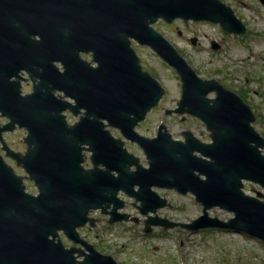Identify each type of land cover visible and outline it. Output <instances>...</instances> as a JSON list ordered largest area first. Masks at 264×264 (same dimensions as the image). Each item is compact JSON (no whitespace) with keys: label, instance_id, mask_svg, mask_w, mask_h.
<instances>
[{"label":"water","instance_id":"obj_1","mask_svg":"<svg viewBox=\"0 0 264 264\" xmlns=\"http://www.w3.org/2000/svg\"><path fill=\"white\" fill-rule=\"evenodd\" d=\"M3 6H8L5 13L12 22L17 19L23 23L21 28L12 24L10 33L28 34L25 48L39 49L44 67L42 81L33 94L10 102L0 95V111H19L11 126L19 123L29 130L26 168L40 189V195L34 197L21 187V198L15 194L13 199L0 192V211L20 209L17 218L30 231L27 241L33 263L37 250L40 264H117L113 258L97 254L77 262L73 251L62 245L59 232L82 241L77 229L88 222L93 225L88 215L97 209L110 215L111 223L128 221L130 215L119 212L124 207L120 191L141 202L143 215L157 214L168 202L152 191L155 186L193 194L203 206V215L188 224L149 217L148 225L165 229L180 226L192 232L233 230L264 242L263 195L253 197L243 191V181L264 188V155L260 150L264 138L252 125L256 117L251 107L216 80L199 77L151 26L159 19L172 23L181 18L219 23L229 32L245 34L246 27L231 8L220 0H0V20ZM30 34L40 40L31 39ZM94 34L104 37L93 38ZM130 38L151 47L176 69L183 84L176 112L200 118L212 131V144L196 139L185 144L173 139L165 126L155 139L136 131L159 104L165 89L143 71ZM82 51L94 52L99 67L82 61ZM55 61L62 62L64 72L53 66ZM54 91L74 99L75 105L57 98ZM213 92L217 97L208 98ZM67 109L75 115L83 109L86 112L76 124L69 125L62 114ZM109 127L144 149L149 169H143ZM84 150L93 154V169L82 167ZM134 165L138 170L132 172ZM9 170L0 157V188L7 183L4 171ZM215 207L234 213V217L229 221L210 217L209 210Z\"/></svg>","mask_w":264,"mask_h":264},{"label":"rangeland","instance_id":"obj_2","mask_svg":"<svg viewBox=\"0 0 264 264\" xmlns=\"http://www.w3.org/2000/svg\"><path fill=\"white\" fill-rule=\"evenodd\" d=\"M220 1L230 6L237 18L245 23L246 34L232 36L218 24L189 21L186 25L183 20L172 26L160 24L156 28L200 77L216 79L240 96L245 92L246 97H242L247 98L246 102L256 115L253 126L264 137V3L263 0ZM178 31L183 35L179 36ZM193 37L198 38L196 45L191 42ZM214 40L223 42V49L213 50L211 42ZM136 49L143 69L166 91L160 104L149 112L147 121L139 125L137 131L155 136L163 123L173 138H181L182 131L191 130L199 139L210 141L211 133L192 117L166 114V110L177 108L181 98L182 82L176 71L152 50L140 46ZM68 120L73 123L76 118L69 115ZM111 132L122 138L117 130L111 129ZM19 135L21 137L22 133ZM126 146L136 152L135 146L129 143ZM85 166L92 167L90 159L86 160ZM244 191L250 196H256L257 192L264 196V189L250 182H245ZM161 193L172 206L159 210V217L188 224L203 214L202 205L192 194L181 195L175 190ZM119 197L125 202L121 212L129 214L135 221L110 224L109 216L97 211L91 214L97 220L94 229L89 226L79 229L80 235L89 241L107 243L108 250L115 251L119 264H264V246L255 238L229 230L192 232L182 227L149 226L148 217L138 210L139 202L124 193ZM209 215L224 221L233 217V213L217 207L210 210Z\"/></svg>","mask_w":264,"mask_h":264},{"label":"flooded vegetation","instance_id":"obj_3","mask_svg":"<svg viewBox=\"0 0 264 264\" xmlns=\"http://www.w3.org/2000/svg\"><path fill=\"white\" fill-rule=\"evenodd\" d=\"M7 7L8 6H3L4 13L2 19L0 20V95L5 102H10L12 99H20L21 97H26L27 95H31L34 93L35 87L39 85V83L42 81L41 76L44 72V67L42 64V57H41L42 52L39 49L25 48V42L28 40L27 39L28 34H25L24 32H19L16 34L10 33L12 24L16 28H21L23 23L21 22V20H17V19H13L12 22L11 17L5 13ZM177 21H181V19H177L172 23H167L162 19H160L156 24L151 26H153L154 29L159 31L156 28L157 25L165 24L167 26H172ZM184 23L186 25H189L187 24L188 22H184ZM192 23H194V21ZM178 34L179 36L183 35L181 31H178ZM231 35L233 36L235 34H231ZM92 37L96 38V37H104V36L99 34H94ZM30 38L34 40H40L39 36H34L33 34H30ZM193 38H191V42L193 43V40H196L197 43L198 38L197 37H195L194 39ZM130 39L132 42L131 46L136 51V53H137L136 48L139 46L146 47L152 50L151 47L147 45H141L137 40L133 38ZM213 42H216V45H218L219 47V49H215V51H220L221 49H223L224 47L223 42L219 43L218 41L215 40L212 41L211 42L212 48H214ZM79 56L82 61L89 63L91 67L93 68L99 67V64L95 62L94 52L82 51L80 52ZM53 66L58 68L60 72H64V65L62 64V62L55 61L53 62ZM221 85L224 86L222 83ZM17 90H19V94H18L19 96L15 94ZM213 94L215 96L210 97V99H215L217 97L216 93ZM242 94L245 95L246 97L245 92H242ZM54 95L57 98H62L64 101L70 103L71 105H74L75 103L74 99L65 96L64 93H61L59 91H54ZM245 97L243 99L246 102L247 98ZM81 112L85 113L86 111L83 109ZM173 113L180 114L176 111L172 112L171 114ZM18 114L19 111L17 112L12 108L7 110L5 113L0 111V129H2V131L0 132V157L3 163L11 169L9 170V173L4 171L7 178V183L4 185L3 188H0L1 189L0 192H4V196L7 199H13V197H15V194L19 198H21V187L24 188L25 194L34 197H38L40 195V189L36 181L33 179V177L26 168V163H29V160H26L27 159L26 157L28 156L30 150V146L26 141L29 136V130L26 126H21L19 123H15L14 127L11 126L13 117ZM62 114L66 116V120L69 125H74L82 115V114L75 115L71 109H67L66 111L62 112ZM166 114H167V110H166ZM69 115L76 118L75 122L73 123L69 122L68 120ZM180 115L192 117L194 120L198 121L201 125H204L207 129V125L200 118L192 116L188 112L181 113ZM146 121L142 123H145ZM142 123H140L139 125H141ZM207 131L209 130L207 129ZM21 133L22 136L20 137L19 134ZM158 134H159V130H157L155 136H147L143 134L142 135L150 139H154L158 137ZM175 139L184 142L185 144H188V142H192L195 139L203 144H210L212 142L211 138L210 141H206V140L204 141L199 139L191 130L182 131V137ZM128 143L135 146L136 152H132L128 149V147L126 146ZM125 146L129 150V152L136 157L138 163L143 167V169L150 168V159L147 157L144 149L138 143L126 141ZM196 153L197 152H194V154ZM87 159H90L92 163V167L85 166ZM82 167L86 170L93 168L92 152L87 150L83 151ZM137 170H138L137 166L134 165L131 167L132 172H135ZM244 186H245V182H244ZM135 190L138 191L139 186H136ZM170 190L171 189L161 188L156 186L152 188V191L156 192L160 198L167 200V202L168 199L161 193V191L167 192ZM120 193L126 194L123 191H120L119 194ZM262 200H264V197H262ZM112 207L109 210H112ZM124 207H125V202H124ZM166 207L169 208L171 207V205L168 203L164 208ZM97 211H100L102 215L109 216L110 224H116L110 222L111 219L110 215L104 214L101 209H97V210H91L89 214V218L94 220V224L92 225L90 222H88L85 226L80 227L79 229L85 228L87 226H89L91 229H94V227L97 225V220L96 218L92 217L91 214ZM19 213H20V209L16 207L4 211H0V264H40L39 260H37V250H35V262L33 263V251L28 249V241H27V237L30 236V231H27V228L21 225V218L20 217L17 218ZM11 216H14V218L12 219ZM36 234H35V238H36ZM59 235L62 245L66 250L73 251V257L76 259L77 262L84 261L86 258H90L92 255L97 254L103 257H111L114 259V261L117 264H119L116 259L115 251L108 250L107 243L103 241L100 240L89 241L88 239L80 235V237L83 240L76 242L69 239L63 231H60ZM258 243L264 246L263 242L259 241ZM37 246H38V241H35V247ZM91 249L93 251H91Z\"/></svg>","mask_w":264,"mask_h":264}]
</instances>
